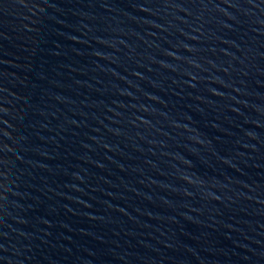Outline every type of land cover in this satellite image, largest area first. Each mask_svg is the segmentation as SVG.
Segmentation results:
<instances>
[{"label":"water","instance_id":"water-1","mask_svg":"<svg viewBox=\"0 0 264 264\" xmlns=\"http://www.w3.org/2000/svg\"><path fill=\"white\" fill-rule=\"evenodd\" d=\"M0 264H264V0H0Z\"/></svg>","mask_w":264,"mask_h":264}]
</instances>
